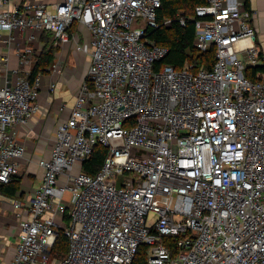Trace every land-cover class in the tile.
I'll use <instances>...</instances> for the list:
<instances>
[{"label":"built area","instance_id":"2783aa9c","mask_svg":"<svg viewBox=\"0 0 264 264\" xmlns=\"http://www.w3.org/2000/svg\"><path fill=\"white\" fill-rule=\"evenodd\" d=\"M161 7L0 0V188L21 173L16 127L39 112L41 87L40 75L10 74L2 34L50 33L90 59L71 115L39 161L41 185L12 200L20 232L9 264H133L141 246L147 264H264V74L246 76L264 67L253 15L237 0L197 7L194 46L216 53L210 70L194 72L160 65L168 49L149 31ZM18 56L28 65L33 50ZM96 146L108 155L89 176L83 164ZM61 232L68 252L58 259ZM164 237L177 238L176 255Z\"/></svg>","mask_w":264,"mask_h":264},{"label":"crops","instance_id":"0c3cea01","mask_svg":"<svg viewBox=\"0 0 264 264\" xmlns=\"http://www.w3.org/2000/svg\"><path fill=\"white\" fill-rule=\"evenodd\" d=\"M17 1L52 5L62 0ZM237 1L244 3L243 0ZM248 4V11L253 15L251 22L257 31L256 43L260 53L264 54V0H248ZM43 35L44 33L30 30L2 34L3 40H10L9 71L11 75L15 71L21 72V68L27 73L25 76L31 73L30 63L22 67L18 51L27 47L33 49L40 46L41 50L36 54L39 58L46 47L45 35ZM0 46L3 49L6 47L4 44ZM59 47L61 50L55 54L53 61L59 64L58 70L52 72L50 66L40 74L41 87L37 101L39 112L27 126L16 127L19 141L26 150L24 158L20 161L21 191L16 199L22 195L29 196L36 187L41 185L43 170L39 167V161L50 156L56 141L57 127L69 119L79 89L87 76L89 57L77 53L72 44ZM34 53L35 49H33ZM15 78L16 76H13V80ZM12 200L0 194V264H9L13 260L20 232Z\"/></svg>","mask_w":264,"mask_h":264},{"label":"trees","instance_id":"16d2710c","mask_svg":"<svg viewBox=\"0 0 264 264\" xmlns=\"http://www.w3.org/2000/svg\"><path fill=\"white\" fill-rule=\"evenodd\" d=\"M243 1L245 8L248 10V0ZM206 4L207 0H162V7L157 14L159 28L149 31V35L157 41L158 45L168 49V54L159 62L161 63L160 65L172 66L178 70H182L187 64H190L195 66L194 72L200 68L210 70L213 67L215 63V47H212L206 53H200L194 46L196 24L193 17L196 15V8ZM182 18L186 22L185 25L181 23ZM167 21H170V24L166 25L165 23ZM44 34L52 38L50 33ZM45 42L46 47L41 52L40 57L29 75V80L32 82L38 75L42 74V71H45L47 67L53 64L55 54L59 50V45L54 47L52 43V45L50 44V47H48V40H45ZM258 74H264V67L250 68L246 71V76L253 81L258 80ZM107 155V149L102 146H96L92 155L84 162L83 172L89 176L97 175ZM21 180V176H16L10 184L0 188V194L15 199L21 191ZM65 220L66 222L69 220L68 215H65ZM163 241L164 244L171 249L173 255L178 253L176 237H164ZM147 250V247L141 246L133 264H147ZM67 252L68 240L61 232L53 249V253L58 259H62L66 256Z\"/></svg>","mask_w":264,"mask_h":264},{"label":"rangeland","instance_id":"374dc122","mask_svg":"<svg viewBox=\"0 0 264 264\" xmlns=\"http://www.w3.org/2000/svg\"><path fill=\"white\" fill-rule=\"evenodd\" d=\"M45 35V34H44ZM46 39L45 40H48V43H49V46L48 47H50V44L52 45V43H53V45H54V47H57V45L55 44V42L53 41V39L49 36H44ZM33 49H35V53L33 54V56H31V58L29 59V61H30V64H31V68H33L34 67V65H35V62H36V60H37V56H36V54L39 52V50H41V47L40 46H36V47H34ZM32 49V50H33ZM59 50H61L60 49V47H59ZM58 50V51H59ZM41 54V53H40ZM80 57H82L81 55H79ZM26 65H22V67H25ZM22 72V73H21ZM21 72L19 73V75L20 76H25V75H27V73L26 72H24V69L23 68H21ZM26 77V76H25ZM20 176V175H19ZM120 179H121V177H120ZM66 197H69L68 195L66 196ZM157 217H156V215H154V214H150L149 215V222H153V221H155V219H156ZM0 262H1V260H0Z\"/></svg>","mask_w":264,"mask_h":264}]
</instances>
